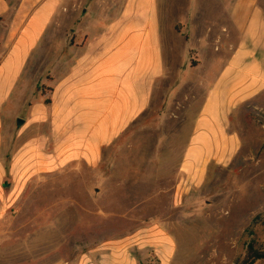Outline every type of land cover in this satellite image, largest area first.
<instances>
[{
	"label": "rangeland",
	"instance_id": "rangeland-1",
	"mask_svg": "<svg viewBox=\"0 0 264 264\" xmlns=\"http://www.w3.org/2000/svg\"><path fill=\"white\" fill-rule=\"evenodd\" d=\"M80 1L87 24L80 29L100 34L134 0ZM151 1L163 21L167 77L145 117L103 149L96 167L73 163L35 176L31 164L47 154L2 149L0 264H75L149 226L173 239L164 264H264V92L230 116L238 145L226 163H206L195 180L181 171L193 119L224 63L213 51L218 31L227 28L226 42L235 41L233 0ZM257 4L264 11V0ZM7 108L11 118L25 117Z\"/></svg>",
	"mask_w": 264,
	"mask_h": 264
},
{
	"label": "crops",
	"instance_id": "crops-1",
	"mask_svg": "<svg viewBox=\"0 0 264 264\" xmlns=\"http://www.w3.org/2000/svg\"><path fill=\"white\" fill-rule=\"evenodd\" d=\"M143 1L123 2L103 33L92 34L80 29L87 26L80 0H0V153L47 154L31 164L35 176L73 163L94 168L103 149L145 117L169 65L158 6ZM233 1L235 41L226 42L227 28L218 31L221 47L213 51L224 63L193 119L181 164L187 180L206 163L229 160L238 145L230 116L264 92V11L257 0ZM9 106L25 117L11 118ZM174 248L169 234L149 226L101 243L75 264H164Z\"/></svg>",
	"mask_w": 264,
	"mask_h": 264
}]
</instances>
